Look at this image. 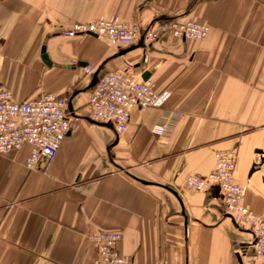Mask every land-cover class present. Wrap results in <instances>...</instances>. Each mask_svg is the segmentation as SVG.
Masks as SVG:
<instances>
[{
	"label": "crops",
	"instance_id": "obj_1",
	"mask_svg": "<svg viewBox=\"0 0 264 264\" xmlns=\"http://www.w3.org/2000/svg\"><path fill=\"white\" fill-rule=\"evenodd\" d=\"M113 18L210 30L203 41L161 33L131 51L141 41L64 36ZM119 70L149 72L169 94L163 109L133 110L121 135L87 119L94 74ZM0 86L17 101L65 96L82 118L35 170L28 146L0 154V264H95L89 235L103 231L122 235L119 250L134 264H264L220 191L186 184L214 170L217 152L235 150L245 203L264 215V0H0ZM170 113L171 134L154 135Z\"/></svg>",
	"mask_w": 264,
	"mask_h": 264
},
{
	"label": "built area",
	"instance_id": "obj_2",
	"mask_svg": "<svg viewBox=\"0 0 264 264\" xmlns=\"http://www.w3.org/2000/svg\"><path fill=\"white\" fill-rule=\"evenodd\" d=\"M156 26V25H155ZM143 30L137 23L129 24L119 18L100 19L88 23H75L64 32L74 38L95 35L107 38L112 44L132 46L143 40L153 44L161 33L177 38L203 41L210 27L194 21H161L157 26ZM88 67V72H92ZM169 94H160L149 79H137L127 70H119L98 78L89 101L87 119L111 124L121 135L129 128L131 112L135 109H163ZM170 113L152 127L158 137L171 134L175 123ZM82 118L69 109L67 97L51 93L17 101L7 88L0 86V154L30 147L27 168L37 169L42 163L52 162L64 140L74 132ZM237 152L222 150L216 154L214 170L206 176L192 175L187 186L197 192L217 188L224 202L225 211L242 229L252 233L254 258H264V215L251 210L245 203L246 191L235 178ZM96 247L95 264H134L119 250L122 235L114 231H103L89 235Z\"/></svg>",
	"mask_w": 264,
	"mask_h": 264
},
{
	"label": "water",
	"instance_id": "obj_3",
	"mask_svg": "<svg viewBox=\"0 0 264 264\" xmlns=\"http://www.w3.org/2000/svg\"><path fill=\"white\" fill-rule=\"evenodd\" d=\"M93 36H95V35H93ZM142 42H143V40H141V43H140L139 45L134 46V47L131 48L129 51L138 48L140 45H142ZM42 58H43V60H45V61L47 62V64L50 66V63L47 61V60H48V56H47V54H46V48H45V47L42 49ZM149 77H150V73H149V72H145V73L142 75V79H143L144 81L149 80ZM98 78H99V72H96V73L94 74V76H93V80H92L91 87H93V88L95 87V85H96L97 82H98ZM69 108H70V106H69ZM88 120H89V119H88ZM90 121H91V120H90ZM97 123H99V122H97ZM99 124H101V125H103V126L110 127V128L113 127L111 124H106V123H99Z\"/></svg>",
	"mask_w": 264,
	"mask_h": 264
}]
</instances>
